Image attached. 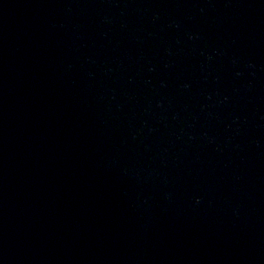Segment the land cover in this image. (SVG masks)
<instances>
[{
	"label": "water",
	"instance_id": "water-1",
	"mask_svg": "<svg viewBox=\"0 0 264 264\" xmlns=\"http://www.w3.org/2000/svg\"><path fill=\"white\" fill-rule=\"evenodd\" d=\"M0 264H264V0H0Z\"/></svg>",
	"mask_w": 264,
	"mask_h": 264
}]
</instances>
